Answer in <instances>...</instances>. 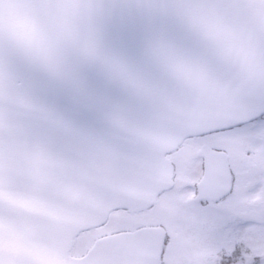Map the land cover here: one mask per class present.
<instances>
[{
	"label": "water",
	"instance_id": "95a60500",
	"mask_svg": "<svg viewBox=\"0 0 264 264\" xmlns=\"http://www.w3.org/2000/svg\"><path fill=\"white\" fill-rule=\"evenodd\" d=\"M263 114L264 0H0V264H161V230L82 259L27 230L135 211L189 135Z\"/></svg>",
	"mask_w": 264,
	"mask_h": 264
},
{
	"label": "flooded vegetation",
	"instance_id": "af4514ba",
	"mask_svg": "<svg viewBox=\"0 0 264 264\" xmlns=\"http://www.w3.org/2000/svg\"><path fill=\"white\" fill-rule=\"evenodd\" d=\"M262 119L264 120V117L258 121ZM258 121L232 130L190 136L162 159L172 170L171 186L157 196L153 190L143 189L139 194L142 199L139 210L136 212L121 210L111 215L112 219L116 214H126L133 218L131 225L112 228L109 223L107 226L78 234L74 238L60 239L58 244L66 249L71 257L82 258L99 239L141 229L163 228L166 240L162 264H177L178 258L175 259L174 250L176 243L174 248H171L174 241L172 233L168 232L165 225L158 222L156 213L159 212L164 200L179 188L181 182H184L186 184L184 195L189 207L185 217L188 229L187 244L182 256L184 260H180L179 264H255L256 260L261 258L247 253L250 247L244 239L246 231L248 235L253 231L247 228L244 234H241L239 228L246 223L247 225L253 223L256 209L264 212V201L257 202L254 197L249 196L237 198L242 193V185H251L254 189L256 184L252 180L241 181L239 171L233 168V157L229 149L226 150L212 140L229 131L244 129ZM245 156L248 157L249 153H245ZM242 171L244 173L250 170L243 168ZM203 185L207 187L204 186L202 190ZM217 195L220 196L216 197ZM58 232L59 229L40 231V233ZM25 264H72V261L32 260Z\"/></svg>",
	"mask_w": 264,
	"mask_h": 264
},
{
	"label": "rangeland",
	"instance_id": "374dc122",
	"mask_svg": "<svg viewBox=\"0 0 264 264\" xmlns=\"http://www.w3.org/2000/svg\"><path fill=\"white\" fill-rule=\"evenodd\" d=\"M216 140H212L219 146H223L232 154L233 168L239 171L238 174L241 177V181L252 180L256 187L252 189V186H243L242 193L237 198L254 197L257 202L264 201V120L256 122L247 126L244 129H236L230 131L229 134H223L220 137H214ZM245 153H249V156H245ZM186 163V162H185ZM243 168H248L249 172L243 173ZM249 175V177L247 176ZM253 184V185H254ZM184 182L180 183L179 190L174 191L173 194L168 196L164 203L160 206L159 212L156 213L158 222L165 225L168 232L172 233L173 244L171 248H174L175 243V259L178 258L177 264L180 260H184L185 245L187 244V223L185 221L186 214L188 212L187 201L184 195ZM254 190V192H251ZM242 196V197H241ZM236 198V199H237ZM185 214V216H184ZM133 218L130 216L119 213L113 216L111 219L112 228L119 226H129L133 223ZM247 219V218H245ZM253 223L245 226H240L239 231L244 234L247 228L253 232L249 235L245 232L244 239L249 245L250 249L248 254L261 258L256 260L255 264H264V212L256 209ZM210 226V224H209ZM243 238H241L242 240Z\"/></svg>",
	"mask_w": 264,
	"mask_h": 264
}]
</instances>
